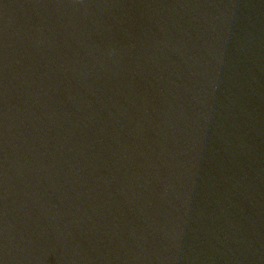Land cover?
Masks as SVG:
<instances>
[{
	"label": "water",
	"instance_id": "obj_1",
	"mask_svg": "<svg viewBox=\"0 0 264 264\" xmlns=\"http://www.w3.org/2000/svg\"><path fill=\"white\" fill-rule=\"evenodd\" d=\"M0 264H264V0H0Z\"/></svg>",
	"mask_w": 264,
	"mask_h": 264
}]
</instances>
